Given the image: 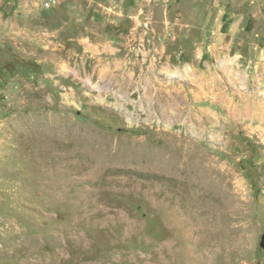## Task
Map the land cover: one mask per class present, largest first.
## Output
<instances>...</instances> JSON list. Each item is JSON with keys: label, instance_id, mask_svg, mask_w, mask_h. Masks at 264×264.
Segmentation results:
<instances>
[{"label": "rangeland", "instance_id": "1", "mask_svg": "<svg viewBox=\"0 0 264 264\" xmlns=\"http://www.w3.org/2000/svg\"><path fill=\"white\" fill-rule=\"evenodd\" d=\"M0 264H264V0H0Z\"/></svg>", "mask_w": 264, "mask_h": 264}]
</instances>
